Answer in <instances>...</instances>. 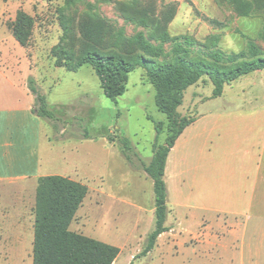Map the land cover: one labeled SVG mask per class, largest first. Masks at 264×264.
Here are the masks:
<instances>
[{"label":"rangeland","instance_id":"374dc122","mask_svg":"<svg viewBox=\"0 0 264 264\" xmlns=\"http://www.w3.org/2000/svg\"><path fill=\"white\" fill-rule=\"evenodd\" d=\"M242 1L252 5L250 14H243ZM259 1L81 0L68 5L65 0H0L3 65L11 66L18 78L27 80L32 75L66 125V132L55 138L61 128L55 130L48 120L37 118L41 127L34 124V132H42L44 141L47 135L56 141L55 148L44 145L43 152L53 155L49 159L54 171L88 186L70 229L120 247L116 264H216L201 258L207 245L214 259L231 264V234L223 242L229 244L226 254L222 241H208L209 231L225 233V227L231 229L232 208L222 200L224 179L218 155H223V145L233 130H244L250 122H264V69L227 84L218 97L212 96L214 87L208 76L185 91L178 111L196 120L168 157V230L157 238L154 251L141 256L155 225L154 184L141 165L150 163L156 143L165 142L166 114L156 106L155 88L143 67L129 73L125 93L112 100L104 94L92 65L85 64L77 71L56 66L51 50L62 39L61 19L68 20L76 36L78 20L86 15L110 26L112 33L121 31L130 37L142 32L158 45L162 14L175 8L166 25L170 36L193 37L197 40L194 52L208 51L204 44L214 38L226 54L245 53L250 59V40L264 55V9L257 7ZM18 9L35 19L26 47L18 43L9 27ZM163 47L172 57V43ZM157 122H163L159 136ZM257 127L261 130L264 125ZM83 132L96 139L78 138ZM122 137L131 141L135 166L121 153L118 141ZM218 221L221 225L214 224ZM0 264H33V253L31 259L28 255L7 260L0 257Z\"/></svg>","mask_w":264,"mask_h":264},{"label":"trees","instance_id":"16d2710c","mask_svg":"<svg viewBox=\"0 0 264 264\" xmlns=\"http://www.w3.org/2000/svg\"><path fill=\"white\" fill-rule=\"evenodd\" d=\"M73 5L81 0H65ZM243 14L251 13L252 5L241 2ZM264 9V0L257 3ZM175 8L162 14V25L158 34L160 44L151 43L142 32L125 36L121 31L112 33L110 26L102 24L91 16H82L75 32L64 17L61 42L51 50L55 65L68 71H77L90 64L99 77L104 94L116 100L126 91L128 75L138 67L146 69L149 82L155 88V103L159 111L166 114L167 136L162 144L154 145V154L149 164L142 168L153 180L155 193V225L147 237L141 256L150 253L157 238L168 230L166 221L169 214L168 188L165 180L169 153L183 131L196 119L181 115L185 91L203 76L213 84V97L221 96L226 84L253 71L264 69V55L253 41L248 42L250 59L245 53L226 54L217 47V39L204 44L209 50L194 52L197 40L188 35L170 36L166 25L172 20ZM147 24V21H143ZM35 19L18 9L10 29L18 43L26 47L32 36ZM264 39V30L261 33ZM111 40V41H110ZM110 41V42H109ZM172 43V57L165 53L163 44ZM161 58V60H158ZM28 87L34 95L33 112L48 120L56 131L55 138L66 132L64 118L48 103L40 91L36 79L28 77ZM62 123V124H61ZM157 136L163 130V122L155 124ZM80 139H96L88 132L77 136ZM114 142L112 137H108ZM119 146L126 160L135 166L133 147L127 137L119 138ZM88 194V186L67 176L53 174L41 176L36 189L35 223L33 241V264H114L121 248L99 239L77 233L70 229L77 210ZM130 264H133L130 262Z\"/></svg>","mask_w":264,"mask_h":264},{"label":"crops","instance_id":"0c3cea01","mask_svg":"<svg viewBox=\"0 0 264 264\" xmlns=\"http://www.w3.org/2000/svg\"><path fill=\"white\" fill-rule=\"evenodd\" d=\"M3 58L0 50V257L7 260L28 255L31 259L39 177L58 174L74 178L54 171L49 159L53 155L43 152L44 145L56 147L54 138L47 135L44 141L42 132H34V124L41 127L37 121L41 117L32 109L30 75L27 80L18 78L11 66L3 65ZM259 125L264 122H250L244 130H233L223 145V155H218L224 179L222 200L232 208L231 229L225 227L226 234L209 231L208 241L223 243L231 234V264H264V128L258 130ZM228 246L227 242L221 247L225 254ZM209 248L207 245L201 258H206V263L223 264L214 259Z\"/></svg>","mask_w":264,"mask_h":264}]
</instances>
